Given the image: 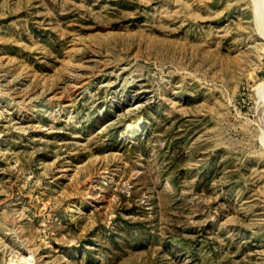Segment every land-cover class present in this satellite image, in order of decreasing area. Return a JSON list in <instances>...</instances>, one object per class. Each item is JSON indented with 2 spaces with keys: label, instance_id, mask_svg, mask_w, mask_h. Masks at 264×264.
Masks as SVG:
<instances>
[{
  "label": "rangeland",
  "instance_id": "374dc122",
  "mask_svg": "<svg viewBox=\"0 0 264 264\" xmlns=\"http://www.w3.org/2000/svg\"><path fill=\"white\" fill-rule=\"evenodd\" d=\"M0 264H264V0H0Z\"/></svg>",
  "mask_w": 264,
  "mask_h": 264
},
{
  "label": "bare ground",
  "instance_id": "6f19581e",
  "mask_svg": "<svg viewBox=\"0 0 264 264\" xmlns=\"http://www.w3.org/2000/svg\"><path fill=\"white\" fill-rule=\"evenodd\" d=\"M74 85V84H73ZM263 98V97H262Z\"/></svg>",
  "mask_w": 264,
  "mask_h": 264
}]
</instances>
